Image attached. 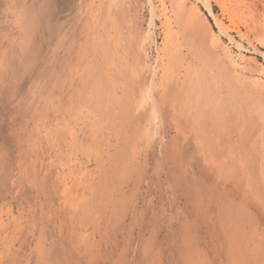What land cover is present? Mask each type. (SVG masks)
<instances>
[{"label": "bare ground", "instance_id": "obj_1", "mask_svg": "<svg viewBox=\"0 0 264 264\" xmlns=\"http://www.w3.org/2000/svg\"><path fill=\"white\" fill-rule=\"evenodd\" d=\"M30 1L0 0V15L12 35L11 44L3 43L6 36L0 42V55L15 52V43L27 50L41 35L36 30L49 32L56 21L49 33L53 51L39 73V94L27 95L19 103L25 111L21 142L14 144L18 154L6 166L16 178L12 184L23 183L38 194L35 206L42 212L34 216L26 240L33 233L41 237L39 244L44 236L51 243L39 246L37 253L46 257L59 250L65 254L64 264H102L99 254L106 232L102 225L114 222L116 215L109 214L112 206L126 201L121 194L114 195L120 189L110 180H128L132 171L139 177L149 169L152 150L142 144L155 145V136H162L166 125L158 134L147 128L155 124L150 109L165 105L156 102L164 95L176 120L169 128L175 132L172 139L182 142L180 147L174 144L173 154L182 162L192 155L187 172L177 159L173 171H168L169 184L187 195L180 196L175 210L198 222L206 252L214 257L168 256L154 235L139 238L135 250L128 241L124 250L139 254L137 264H264V82L234 67L205 22L186 6L172 8L176 32L183 39L180 51L163 31L164 25L159 32L156 29L153 48L144 43L131 0H79L72 17L66 14L75 3L60 7L66 0ZM240 1L233 0L234 5ZM44 40L38 43L39 52L49 49ZM158 49L163 55L154 56ZM137 154L142 160L134 170L132 157ZM5 192H11L10 186L2 189L0 199L7 198ZM43 194H48V202L38 197ZM130 209L145 217L134 204ZM158 228L152 232L155 236ZM2 241L4 249L12 248L16 235ZM46 262L50 264L49 259Z\"/></svg>", "mask_w": 264, "mask_h": 264}, {"label": "rangeland", "instance_id": "obj_2", "mask_svg": "<svg viewBox=\"0 0 264 264\" xmlns=\"http://www.w3.org/2000/svg\"><path fill=\"white\" fill-rule=\"evenodd\" d=\"M26 2L30 3L31 1L26 0ZM73 3H75L73 7L75 9H72V12H68L66 14L68 15L67 17H72L76 13L79 0H66V2L63 3V1H61L58 4L60 7H67L68 5L73 6ZM92 4L94 3L90 5ZM131 4L133 6L134 16L138 17H136L138 21V28H136V30L139 31L138 35L150 49L155 45L156 29L159 32L161 26L164 25L162 28L165 34L168 33V36L173 37V40L170 39V42L174 41L173 44L176 45L177 49L180 51L183 50L182 36L176 32L178 30V26L175 22L177 16L172 8H174V5L177 7L186 6L191 13H195L205 22L216 37L218 44L224 51V55L226 53L234 67L236 65L238 68H243L248 71L249 76L253 74L251 77L252 79H261L264 82V0H241L240 5H234L233 0H131ZM29 18L32 19L34 17L29 16ZM36 19L37 18H34L33 21ZM4 20L2 15H0V42H3L6 36L7 41L3 43L9 42V45L12 43L10 38L12 35L8 32ZM28 21L32 22L30 19ZM37 21H39V19H37ZM168 22L170 24L169 27L167 24ZM52 23L50 28L51 32H48V30L44 32L41 27H39V30H36L41 34L40 36L37 35L39 39L41 38L40 41L37 39L36 42L29 46L27 45L28 47L25 51L22 48L24 52H22L19 44L15 43V52L12 53V51H8L5 52L6 54L2 53V55H0V159H2L0 160V195L2 189L5 191L9 186L11 189L9 194L5 192L7 198L0 199V264H48L46 259H49L50 264H59V260L64 264L63 258L65 254H63V251L59 253V250H56L54 254H47L46 257L43 254L37 253L39 246H46L45 243L47 244V242L51 243L44 239L45 236L40 244L38 240L41 237L38 234L34 236L33 233H31L30 238L26 240L30 226L35 218L34 216L37 214L40 215L42 212L40 208L37 209L35 206L34 198L37 197L38 194L23 183L12 184L11 180L16 178L8 174L6 170V166L8 167L11 162L9 158H12V155L18 154L14 152L16 148L14 144L18 145L21 142V140H19L22 134L20 133V123L24 121L25 117L23 114L25 111H22L19 103L21 99L26 98L27 95L31 98L32 96H38L41 86L39 83L42 79L41 76L39 77V73L41 75L45 59L49 57L53 51V44L50 43L51 40H49V38L53 31L52 28L56 27L57 23L56 21ZM3 30H6V33H4ZM47 32L48 34H46ZM47 35H49V37H47ZM43 36L45 37L43 38ZM44 39L49 41L47 43L50 44L49 49L44 48V51L41 50L39 52V44L40 42L43 44L45 41ZM163 42L162 39L159 40V49H162ZM5 48L6 45H4L3 51H5ZM9 48L10 47H7V49ZM159 49L157 53L153 54L154 56H158L160 52L161 55H163L162 50ZM16 51L18 53H16ZM172 52L175 53L178 51L172 50ZM32 57L33 59H30ZM160 84L161 80L159 85ZM156 102H163L165 105L160 104L159 106V104H157L150 109L155 124L147 128L149 130L148 133H150L151 130H157L156 133L158 134L159 131L161 132V127H163V125L166 126L162 128V136H155V145H151L148 142L142 144V148H149L152 150L149 158V169L144 171L142 176L139 177L136 176V171H132L135 173H133L132 177L128 178V180L121 177H119L121 179L112 178L110 180L112 183L116 182L113 184L115 188L120 189V191L115 192L114 195H118L119 197L121 194L120 198L126 201L119 204L118 207L117 205L112 206L109 214H115V218L117 219L114 218L115 221L111 222L109 225L108 221H104L105 224L102 225V227H105L106 231L103 237L102 254H99L102 256V264H128L130 261L132 264L134 261L135 264H137L140 259V256L137 258L139 254H129L127 253L128 250L124 249L127 247L128 241L131 243V249L133 248L135 250L136 247L134 245L139 242V238L146 240L148 236L150 237V231L152 230L150 226L153 222L159 226L156 230L157 245L162 251H167L168 223L164 214H168L166 211H168V209L170 210L172 205L180 203L181 195L184 197L187 196L180 187H175L176 185L171 186L169 184L168 171L169 173L173 171L171 166L173 161L177 159V163L187 172V168L189 167L187 160H190L192 155L187 154V159L185 158L182 162L180 158L178 160V156L173 154V150L177 148L174 144L180 147L182 143L181 140L172 139V137L175 136V132L169 130L176 120L174 116L169 113L171 111L168 109L167 97L163 95L161 98H156ZM32 120L33 119L30 118L28 121L30 126L33 125ZM142 125L143 122L140 123V127L143 130ZM147 136L148 134L143 138L146 139ZM24 141L26 142V140ZM25 142L23 144H25ZM183 147H185V145ZM132 149H134V147ZM132 158L135 170L139 161L142 159L140 154L133 155ZM74 160L75 159H73V161ZM45 161V164L49 163V159ZM61 163L60 166L68 169L64 162ZM77 164L76 168L79 167V163ZM186 172L184 173L188 174ZM38 197L43 203L48 202V194H43ZM133 204L138 207V211L141 208L140 212L145 213L144 218L139 216L135 210L130 209ZM122 207L125 208L123 209ZM46 208L47 205L45 204L44 209ZM115 211L116 213H114ZM14 225H16V227ZM90 231H92L91 228ZM15 235L16 241L13 244V247H15H6V249H4L5 244L2 239L7 237L10 239L11 237H15ZM95 237V240L100 243V236L97 235ZM143 240H141V245L145 243H143ZM24 242L25 244H23ZM9 248L11 250H9ZM34 249L36 251H33ZM4 259L8 261L6 262ZM52 259L56 261H52ZM165 260H167V258H165Z\"/></svg>", "mask_w": 264, "mask_h": 264}, {"label": "crops", "instance_id": "obj_3", "mask_svg": "<svg viewBox=\"0 0 264 264\" xmlns=\"http://www.w3.org/2000/svg\"><path fill=\"white\" fill-rule=\"evenodd\" d=\"M204 172L205 174H210L208 170ZM170 208V210L168 209V211H166L168 214H164L168 223V250L165 251L167 252L166 254H168V256L171 254H196L197 258L200 260L202 257L205 258L206 255L209 254V256L213 258L214 254L206 252V245H204V241L201 240V228L197 224L198 222H195L194 219H189V215H185L181 211L180 213H178V210L176 212V205H172ZM150 227H152L150 236L153 237L154 235V240L157 242L155 234L152 233L155 227H157V224L153 222ZM190 240H192L191 245L188 243ZM177 244L179 245L177 246Z\"/></svg>", "mask_w": 264, "mask_h": 264}]
</instances>
